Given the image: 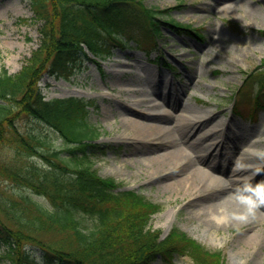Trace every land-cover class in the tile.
Masks as SVG:
<instances>
[{
	"label": "rangeland",
	"instance_id": "1",
	"mask_svg": "<svg viewBox=\"0 0 264 264\" xmlns=\"http://www.w3.org/2000/svg\"><path fill=\"white\" fill-rule=\"evenodd\" d=\"M143 2L147 6L168 10L170 17L198 29L203 38L188 34L186 30L177 32L163 24L160 34L144 38L139 49L112 45L111 54L101 62V68L90 59L85 62L79 59L74 67L64 66V74L42 73L37 85L47 98L76 95L93 98L96 106L90 110V121L100 128L101 134L97 141L107 143L110 147L97 160L96 169L100 175L117 179L121 183L119 189H135L145 198L161 203V211L153 215L151 226L160 230L162 238L173 227H178L194 236L208 249L223 251L228 264H241V261L243 264H264V219H257L252 230L246 228L245 222H236L233 225L210 224L207 218L200 217L192 209L189 200L203 193L196 196L184 195L183 185L179 184L183 188L180 189L179 185L171 184L190 165L186 164L185 169L177 171L175 177L159 179L151 175L147 162L138 161L141 138L131 134L132 126L123 120L124 113L127 112L123 107H134L132 104L135 103L136 96L131 88L132 81H137L135 75L138 74L139 79L143 78L139 87L142 88L145 106L149 104L152 107V102L153 106H162L166 111L175 113L182 110L189 101L204 117L215 111L216 115L211 120L227 127L225 132H217L221 134L220 142L224 143L223 147L207 142L211 156L218 158L222 164L221 169L214 173L227 181L251 178L250 171H233V167L237 169L241 163L232 157H239L243 153L251 155V152L256 157H264V93L258 95L262 104L258 107L257 114L245 118L234 115V98L230 94L237 93L239 109L243 112L244 109L251 110L250 100L254 98L261 71H264V0ZM33 17L31 0H0V67L6 66L13 74L20 71L41 42L40 24ZM136 33L144 35L145 29H137L135 35ZM148 46H151L149 50L146 49ZM152 59H156L154 63L150 62ZM163 61L173 66V71ZM129 68L132 71L121 75V69ZM255 70L257 71L249 77V81L244 82L246 75ZM262 87L264 88V83ZM179 88L178 99L173 94ZM158 101L160 103H156ZM16 123L26 132L36 131L47 139L50 147L62 144L57 133L47 126L33 122L31 118L18 120ZM194 129L195 126H192L190 131L193 134L186 143L198 137L203 139L202 130ZM237 131L246 137L239 144L230 145L226 136ZM154 134L153 142H159L161 132L157 130ZM213 135L203 140H210ZM253 139L258 140L257 144L252 143ZM14 154L8 146H2L0 164L17 162L20 157ZM26 158L20 159L18 163L25 164ZM28 160L33 161L39 168L42 167L39 165L41 159L37 156H31ZM261 166L264 168V162ZM261 180H264V171L252 182ZM18 193L29 194L35 200L45 203L40 195L21 188L5 176H0V200L5 196L9 199L10 195L18 197ZM255 230L261 235V241L252 244L245 236L253 234ZM0 264L9 263L0 258ZM28 264L49 263L42 258L40 251H36L33 253V261ZM154 264L168 263L159 256ZM171 264L192 263L187 255H176Z\"/></svg>",
	"mask_w": 264,
	"mask_h": 264
},
{
	"label": "trees",
	"instance_id": "2",
	"mask_svg": "<svg viewBox=\"0 0 264 264\" xmlns=\"http://www.w3.org/2000/svg\"><path fill=\"white\" fill-rule=\"evenodd\" d=\"M31 8L40 24L39 46L18 73L0 68V149L6 145L27 162H3L0 176L45 203L21 193L0 200V258L27 264L40 251L49 264H153L159 256L169 264L183 254L192 264H228L222 251L206 248L177 227L161 239L150 220L162 206L135 189H118L116 179L95 168L110 147L95 141L100 130L90 121L93 100L48 99L37 85L44 72L64 74V66L86 58L100 64L112 44L139 48L143 38L161 32V24L200 39L203 35L143 0H31ZM137 29H145V36L135 35ZM258 93L250 100V117L260 105ZM24 118L51 128L62 144L50 147L36 131L20 129L16 122ZM35 155L41 168L28 160Z\"/></svg>",
	"mask_w": 264,
	"mask_h": 264
},
{
	"label": "bare ground",
	"instance_id": "3",
	"mask_svg": "<svg viewBox=\"0 0 264 264\" xmlns=\"http://www.w3.org/2000/svg\"><path fill=\"white\" fill-rule=\"evenodd\" d=\"M131 66V65H130ZM129 66V67H130ZM132 71L129 69H121V75L124 73H129ZM134 76V75H133ZM137 81H132V91L135 94V103L132 105L131 109L123 107L127 111L123 120L132 126L130 129L131 134L141 138L142 142L140 144V155L138 161H146L147 166L150 167L151 175L161 178L175 177L177 171L185 169L186 164L188 169L180 175L178 179H174L171 184L183 185L185 190L184 195H195L202 192L193 200H189L192 204V209H194L198 215L203 216L208 219L210 224L215 222L210 218V210H216L219 207H229L236 208L238 205L232 199V190L234 187L240 183L242 180L251 179L257 177L259 173L256 174L255 169L262 168V162H264V157L256 154L251 155L249 153H243L239 157L233 156L232 158L238 159L237 162L241 163L240 167L235 169L234 172H240L243 170L250 171L251 178L235 179L232 181H227L222 176L216 175L214 171H219L222 167L221 162L216 157H212L209 152L208 145L212 143L214 145L223 147L224 143H221V134L217 133L220 131L225 132L227 125H221L215 120H211L216 112H209L207 117L202 116L201 111L194 108L189 101L180 111L170 112L163 109L162 106L152 107L144 105V98L142 96V88L139 87L143 78L139 79V75H135ZM121 80V78H119ZM118 79V80H119ZM134 82V84H133ZM131 85V83H130ZM179 90L174 92V96L179 99ZM173 96V97H174ZM155 103V102H154ZM160 103V101L156 102ZM155 105V104H154ZM143 107V108H141ZM176 107V104L173 106ZM222 117V115H221ZM195 126L194 131L201 129L202 138H208V136L213 135L209 138L210 140H203L197 138L196 140H187L192 136L193 132L190 131L191 127ZM231 128V127H230ZM233 129V128H231ZM159 130L162 134L161 140L159 142H153L154 133ZM234 130V129H233ZM231 130V131H233ZM241 131V130H240ZM232 132L230 136H226V141L230 143L239 144L246 135L242 132ZM225 141V138H223ZM210 141L209 143H207ZM248 142V141H246ZM258 140L253 139L252 143L257 144ZM249 146L252 147L251 144ZM256 153V152H255ZM204 166H207L206 169ZM238 180V181H236ZM179 185L180 189H183ZM264 219V207L257 209L254 218L249 219L246 224L247 229L252 228L255 225L257 219ZM239 221H232L225 225H233ZM243 234V233H242ZM252 244L260 243L261 235L257 230L253 234H248L245 236Z\"/></svg>",
	"mask_w": 264,
	"mask_h": 264
},
{
	"label": "clouds",
	"instance_id": "4",
	"mask_svg": "<svg viewBox=\"0 0 264 264\" xmlns=\"http://www.w3.org/2000/svg\"><path fill=\"white\" fill-rule=\"evenodd\" d=\"M261 171L264 169H255L256 174ZM232 199L238 207L222 206L214 211L210 210V218L216 224H228L232 221L247 222L254 218L257 209L264 207V180L255 183L251 179L242 180L232 190Z\"/></svg>",
	"mask_w": 264,
	"mask_h": 264
}]
</instances>
